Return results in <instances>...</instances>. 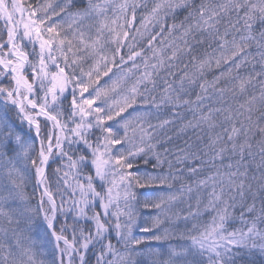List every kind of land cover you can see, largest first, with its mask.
<instances>
[{
  "label": "snow or ice",
  "instance_id": "1",
  "mask_svg": "<svg viewBox=\"0 0 264 264\" xmlns=\"http://www.w3.org/2000/svg\"><path fill=\"white\" fill-rule=\"evenodd\" d=\"M177 119L199 135L169 159ZM138 257L264 264V0H0V264Z\"/></svg>",
  "mask_w": 264,
  "mask_h": 264
},
{
  "label": "trees",
  "instance_id": "2",
  "mask_svg": "<svg viewBox=\"0 0 264 264\" xmlns=\"http://www.w3.org/2000/svg\"><path fill=\"white\" fill-rule=\"evenodd\" d=\"M182 18V16L180 17ZM173 21L171 19L168 20V23H172ZM253 52H255V48L252 49ZM257 60H259V57L256 58ZM253 68V65H249L248 69H245L242 74L246 75L248 73V71H250ZM255 70L259 71L260 70V64L257 63L255 65ZM208 79H211V77L209 76ZM194 98V97H193ZM167 118V117H166ZM165 119V118H164ZM188 119H191V115L190 113L188 114ZM152 123V120L150 121ZM186 121H183V123H185ZM176 125V126H174ZM182 127V124H173L171 126L165 127L163 129L157 128L156 132L159 133L161 132L156 138L157 139H163L162 135L165 133L166 134V140L167 142L163 145L164 147L160 148L159 144H157V150L164 152V150L167 148L168 150V156H170L169 158H173L174 154L179 150V149H186L188 144H195L197 143V136L199 135V133H197L196 131H194L191 128L185 129L183 132H179V129ZM171 138V141H168V138ZM195 149H193L194 151ZM258 151V149H257ZM260 157L257 155L255 162L253 163V169H255L256 164L259 163ZM153 163L154 162V158H153ZM141 168H143V164L141 163L140 165ZM177 167H179L177 165ZM148 168H151V164L148 165ZM258 174V173H257ZM251 175V173H250ZM33 176H34V171H33ZM185 183H187V181H185ZM179 186V185H177ZM24 195L28 198V202L32 203V204H38L39 203V195H38V190L36 189V187L34 186V179H32L31 181L27 182L24 184L23 189H22ZM138 191H143V190H138ZM143 199V198H142ZM251 200V199H249ZM17 203L19 204H23V201H17ZM194 203V201H193ZM251 203V201L249 202ZM258 206V205H257ZM141 211L145 213L144 216L139 217L138 218V223L143 227V226H151L152 220H151V216L148 214L151 210L148 209H143L141 208ZM155 212L152 213L151 211V215H155ZM235 215L238 217L239 216V211H236ZM235 226L239 227L240 225V221L239 219L236 220L235 222ZM155 230V229H154ZM153 230V231H154ZM173 230H175L176 232H180L183 231L182 228L180 229H175L173 228ZM229 230H232L231 228H229ZM134 234L137 236L143 235L139 228L134 229ZM28 235L31 236L32 240L36 241V250L38 252H43V255H38L37 259L38 260H50L51 259V248L49 246H45L44 248H41V244L43 243L41 241V233L39 231L34 230L31 233H28ZM115 243V241H113ZM149 242V241H148ZM147 242V243H148ZM257 259H259V257L257 256Z\"/></svg>",
  "mask_w": 264,
  "mask_h": 264
},
{
  "label": "rangeland",
  "instance_id": "3",
  "mask_svg": "<svg viewBox=\"0 0 264 264\" xmlns=\"http://www.w3.org/2000/svg\"><path fill=\"white\" fill-rule=\"evenodd\" d=\"M181 111H187L186 109H181ZM164 118H166L165 116H161L160 117V119H164ZM151 120H152V124L153 125H158L159 124V120L154 116V117H152L151 118ZM175 124H183V122L182 121H179V119H177V121H176V123ZM174 126H176V125H174ZM149 131H151L150 129H149ZM152 135H153V137H154V132L152 133ZM163 141L164 140H159V146L161 147V145L163 144ZM164 152H162V154H163ZM138 259V258H137Z\"/></svg>",
  "mask_w": 264,
  "mask_h": 264
}]
</instances>
